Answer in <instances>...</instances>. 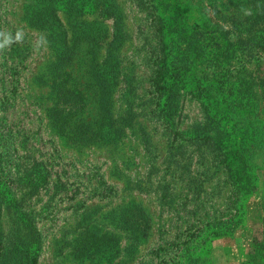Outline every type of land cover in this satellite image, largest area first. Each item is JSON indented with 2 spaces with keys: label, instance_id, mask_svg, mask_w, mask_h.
<instances>
[{
  "label": "rangeland",
  "instance_id": "obj_1",
  "mask_svg": "<svg viewBox=\"0 0 264 264\" xmlns=\"http://www.w3.org/2000/svg\"><path fill=\"white\" fill-rule=\"evenodd\" d=\"M17 29L0 264H264V0H0Z\"/></svg>",
  "mask_w": 264,
  "mask_h": 264
},
{
  "label": "clouds",
  "instance_id": "obj_2",
  "mask_svg": "<svg viewBox=\"0 0 264 264\" xmlns=\"http://www.w3.org/2000/svg\"><path fill=\"white\" fill-rule=\"evenodd\" d=\"M0 35H3L5 37L3 43H0V49H3L5 48V46H8L13 42H21L24 37V32L22 29H17L14 37L11 33L5 32H0Z\"/></svg>",
  "mask_w": 264,
  "mask_h": 264
},
{
  "label": "trees",
  "instance_id": "obj_3",
  "mask_svg": "<svg viewBox=\"0 0 264 264\" xmlns=\"http://www.w3.org/2000/svg\"><path fill=\"white\" fill-rule=\"evenodd\" d=\"M159 77V76H158ZM157 77V79H159V80H156V85H157V89H160L161 88V86H159V81H160V79L161 78H158ZM31 231V234L32 235H34V236H36V232H35V230H30ZM0 243H1V241H0ZM34 252H33V256L31 257V261H32V264H36V249L35 250H33Z\"/></svg>",
  "mask_w": 264,
  "mask_h": 264
}]
</instances>
